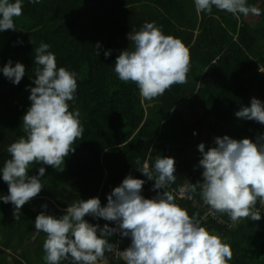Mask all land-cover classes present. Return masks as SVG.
<instances>
[{
	"label": "trees",
	"instance_id": "obj_1",
	"mask_svg": "<svg viewBox=\"0 0 264 264\" xmlns=\"http://www.w3.org/2000/svg\"><path fill=\"white\" fill-rule=\"evenodd\" d=\"M248 3L260 14L237 17L215 7L211 14H198L194 0H41L39 4L24 0L23 23L0 51V68L9 60L13 66L21 62L26 67L18 85L0 72V167L10 158L7 145L25 135L22 118L31 104L35 48L41 41L51 45L58 67L77 73L76 98L69 105L70 110H79L84 132L61 165L63 170L31 166L30 175L46 167L41 178L44 186L25 203L19 219L13 215L11 202L0 201V248L22 251L19 255L0 253V264H46L41 257L43 245L33 253L29 250L35 245V218L45 211L44 204L47 213L56 216L79 199L99 197L105 205L107 195L129 174L145 181L142 194L151 198L162 190L154 191V180L139 167L145 162L151 166L158 155L174 157V187L179 189L186 181L202 183L201 142L207 148L214 146L215 137L225 134L235 139L264 134V124L235 115L254 96L264 101V72L259 70L264 69V0ZM146 21L181 39L190 54L186 83L172 85L154 101H142L136 84L119 80L114 72L123 47H133L129 33ZM97 42L101 44L99 56ZM108 49L112 54L106 58ZM190 193L201 206L178 198L177 203L199 219L206 205L199 188ZM7 194L8 184L0 177V195ZM256 208L261 212L258 221L244 218L232 226L215 219L203 222L230 245L233 257L228 264H264V207L257 201ZM85 219L101 227L105 223L115 226V222L89 215ZM109 239L116 245L122 237L117 233ZM129 244L126 241L125 246Z\"/></svg>",
	"mask_w": 264,
	"mask_h": 264
},
{
	"label": "clouds",
	"instance_id": "obj_2",
	"mask_svg": "<svg viewBox=\"0 0 264 264\" xmlns=\"http://www.w3.org/2000/svg\"><path fill=\"white\" fill-rule=\"evenodd\" d=\"M39 4L41 0H28ZM24 0H0V32L15 30V19L23 14ZM197 13H212L213 7L234 16L260 14L248 0H194ZM133 47L122 50L116 57L114 72L123 82H134L142 101H154L174 84L186 83L189 71V49L181 39L165 34L154 21L145 22L139 30L129 33ZM51 45L43 41L35 48L34 85L30 86L31 101L23 116L25 135L7 145L10 154L0 167V177L8 184V194L0 201L11 202L13 215L19 219L26 202L36 197L44 184L46 167L30 175L34 164L63 170L65 158L75 151L77 139L84 128L78 109H71L78 88L77 73L57 66ZM100 42L95 45L99 56ZM112 50L104 51L110 57ZM264 72V69H259ZM206 71V70H205ZM14 84H19L26 67L9 60L0 68ZM235 115L264 124V101L252 97L249 106L241 107ZM196 133L194 132V135ZM199 166L203 169L202 183H185L179 187L181 196L196 192L213 212L227 214L231 221L260 220L256 205L264 206V134L255 139H235L230 135L217 136L214 146L198 145ZM149 180H154L156 195L142 194L145 181L127 175L108 195L107 203L99 197L79 199L68 204L60 216L48 214L47 204L35 218L34 230L43 232L46 264H109L106 253L114 254L124 264H228L233 257L230 245L202 224L195 215L177 203L169 186L176 181L175 159L156 156L151 166L139 167ZM170 191H169V190ZM179 200V198H178ZM86 215L105 221L93 224ZM117 233L130 238V244L119 248L111 237Z\"/></svg>",
	"mask_w": 264,
	"mask_h": 264
},
{
	"label": "built area",
	"instance_id": "obj_3",
	"mask_svg": "<svg viewBox=\"0 0 264 264\" xmlns=\"http://www.w3.org/2000/svg\"><path fill=\"white\" fill-rule=\"evenodd\" d=\"M186 183H190V181H186ZM169 188L173 193L178 195L179 200H191V201L195 202L198 206H201L199 203L198 197H196L193 193L189 192V193H185L183 196H181L179 191H178V188L174 187L173 184H171L169 186ZM202 208H203V214H202V217L199 218L202 221V224L206 219H215L219 222L228 223L230 226H232L233 224H235L237 222V221L236 222L231 221L230 218L225 219L221 213L213 212L208 206H203Z\"/></svg>",
	"mask_w": 264,
	"mask_h": 264
},
{
	"label": "rangeland",
	"instance_id": "obj_4",
	"mask_svg": "<svg viewBox=\"0 0 264 264\" xmlns=\"http://www.w3.org/2000/svg\"><path fill=\"white\" fill-rule=\"evenodd\" d=\"M253 1V0H252ZM23 22H22V18H21V16L20 17H18V18H16L15 19V24H16V29L15 30H12V29H9V30H5V31H3V32H0V51H1V49H2V46L4 45V43L6 42V40L9 38V37H11L12 35H14L15 34V31L16 30H18L19 29V26H20V24H22ZM127 45H129V44H127ZM129 49V50H131L132 49V47H123V49L125 50V49ZM199 109H197V113H196V116H199ZM201 117V115L198 117V118H200ZM35 234V233H34ZM35 236V235H34ZM44 239V238H46V235L45 236H42L41 238H40V243H41V239ZM33 243H36L37 242V239H36V237L33 239V241H32ZM37 244H35V245H31V246H33V247H31L29 250H31V252L33 253V249H37L38 248V246H36ZM19 249H22L21 247L19 248ZM3 252H5V253H7V254H9V253H12L13 255H16V253L15 252H17V251H14L13 249H8L7 251H3V249H1L0 248V253H2L3 254ZM21 253V251H19V252H17V255H19Z\"/></svg>",
	"mask_w": 264,
	"mask_h": 264
},
{
	"label": "crops",
	"instance_id": "obj_5",
	"mask_svg": "<svg viewBox=\"0 0 264 264\" xmlns=\"http://www.w3.org/2000/svg\"><path fill=\"white\" fill-rule=\"evenodd\" d=\"M34 233H35V234H33V236H32V241H33V239L36 237V239H37V242L35 243V244H37L36 246H38L39 244L43 245V242H44L45 238H44V239H43V238L41 239V243H40V238H41L42 236H45L46 234H43L42 236H40L38 232L34 231ZM34 235H35V236H34ZM121 241H122V242L119 243L118 246H119V248L122 250L123 248L127 247V246H125L126 241H129V243H130V238H122ZM33 244H34V243H33ZM20 251H21V250H20ZM21 253H22V251H21ZM41 253H42L41 257L44 258V256H45L44 253H45V252H44L43 247H41ZM107 256L109 257V263L112 262L113 260H116V261H119V262H123L122 260H119L118 258H116L114 254H109V253H107ZM25 264H27V262H25Z\"/></svg>",
	"mask_w": 264,
	"mask_h": 264
}]
</instances>
